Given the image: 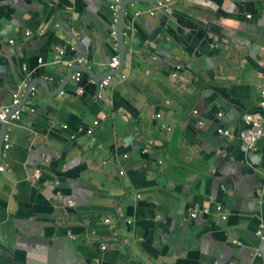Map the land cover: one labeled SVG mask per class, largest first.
I'll return each instance as SVG.
<instances>
[{
  "label": "crops",
  "instance_id": "0c3cea01",
  "mask_svg": "<svg viewBox=\"0 0 264 264\" xmlns=\"http://www.w3.org/2000/svg\"><path fill=\"white\" fill-rule=\"evenodd\" d=\"M111 1L0 0V105L23 80L48 83L6 123L0 264H264V137L248 154L238 137L264 102V0H174L154 16L163 0L132 2L123 66L98 95L66 62L109 70ZM209 196L227 220H189Z\"/></svg>",
  "mask_w": 264,
  "mask_h": 264
},
{
  "label": "built area",
  "instance_id": "2783aa9c",
  "mask_svg": "<svg viewBox=\"0 0 264 264\" xmlns=\"http://www.w3.org/2000/svg\"><path fill=\"white\" fill-rule=\"evenodd\" d=\"M120 3V0H112L109 3V9L113 12V19H112V23H111V28H110V36H111V40H112V44H114L115 40H116V35H115V28H116V24H117V18H116V14H117V9H118V5ZM174 10V0H163L159 3H157L155 5V7L151 10L148 11V14H150L151 16H154L157 12L159 11H164L167 12L168 14H171ZM248 19H251V17L249 16ZM29 33H25V36H28ZM13 41L9 40V43L11 44ZM63 51L62 50H58L55 55H54V62H59L61 57H62ZM83 59L80 58H76L73 60H68L66 62V64L68 66H72L73 63H77V62H81ZM38 61L40 62L41 59H38ZM118 64V56L117 55H112L110 57V59L108 60L107 66L108 69H114L117 67ZM177 70H180L181 67L177 66L176 68ZM178 75V73H174V77H176ZM111 75L107 74L104 78H102L99 81H95L93 80V83L96 84L97 89H98V95L100 93V91L109 83V79H110ZM71 78L74 80H79L80 78V71H75L72 75ZM29 85V81L23 80L20 82L19 84V88H26ZM31 90H34V86H31L30 88ZM20 93L19 92H15L12 94V100L9 104L7 105H0V122L4 121L5 118L7 117V115H9V121L14 122V121H18L21 117V113H22V109L20 107H16V105H18L19 101H20ZM263 96H264V92H263ZM260 106L264 107V102H260L259 104ZM194 114H198V111H194ZM219 117H222V114H218ZM156 117L160 118L161 115H157ZM243 123L245 125V129L242 130L239 133V139H241L247 149L249 150H254L256 148V145L258 143V141L264 136V126H263V120L259 115L256 114H250L247 113L243 116L242 118ZM98 121H95L94 123H97ZM88 133H90V130H87ZM218 133L219 135L228 138V139H232L233 138V133L230 129H225V128H219L218 129ZM2 148H1V156H5L8 149L11 146L10 143V138H9V133L8 132H4V135L2 137ZM144 152H147V150H145ZM5 170V166L0 164V172ZM123 171H121L122 173ZM210 203L215 204V211L218 214V216L223 220H227L228 215L226 214L223 206L221 204L215 203V199L211 198L210 199ZM198 216V209L195 208V210L190 212V217L192 219L196 218ZM105 221L108 223L109 220L105 219ZM256 235L258 236V238H260L261 240H264V221L260 222L257 231H256ZM236 243V242H235ZM107 248L106 244L102 245V249L105 250Z\"/></svg>",
  "mask_w": 264,
  "mask_h": 264
},
{
  "label": "water",
  "instance_id": "95a60500",
  "mask_svg": "<svg viewBox=\"0 0 264 264\" xmlns=\"http://www.w3.org/2000/svg\"><path fill=\"white\" fill-rule=\"evenodd\" d=\"M137 1H142V2H146V3H156L158 1H161V0H125L123 2H120L119 4V7L117 9V14H116V18H117V21L118 23L116 24V28H115V35H116V40L115 42H117V52H118V64H117V67L114 68V69H109L108 71L106 72H103L102 74H95L90 68L86 67L85 65H80V64H77V63H74L72 66L69 67V70L65 76V79L66 80H69L71 78V75L73 74L74 71H77V70H80V71H84V72H88L90 73L93 77H94V80L97 82L99 80H101L102 78H104L107 74H116V73H119L121 71V68L123 66V63H124V59H125V56H124V44L126 42V38H127V32L123 31V18H124V9L126 8L127 5L131 4L132 2H137ZM108 10L109 9V4H108ZM111 11V10H110ZM112 15H111V20H110V24L108 25V35H107V42H109V44H112V40H111V36H110V28H111V23H112V19H113V12L111 11ZM111 57V56H110ZM109 57V59H110ZM22 68H24V70L26 71V65H22ZM26 74H30L29 71H26ZM96 76H99L98 78ZM37 81V82H40L42 83L43 87H47L48 86V83H47V80L46 79H41V78H37V79H34L33 81H30L29 82V85L26 87V90H25V93L24 95L20 98V101L18 103V105H16V107H19L23 102L25 103V101L29 98L28 95L29 93H32L33 90H31V86H33V83ZM62 90V86H59L58 89H57V92H60ZM260 108V110L256 111L255 113H252V114H256V115H259L262 120H263V126H264V117H263V114H262V111L264 110V107L263 106H258ZM245 115V114H244ZM243 115V116H244ZM242 116V118H243ZM9 121V115H7V117L5 118L4 121L0 122L1 124V128H0V163H1V160H2V156H1V148H2V137L4 135V132H5V129H6V123ZM218 132V131H217ZM221 136V135H220ZM223 137V136H222ZM264 137V136H263ZM262 137V138H263ZM225 138V137H224ZM261 138V139H262ZM228 139V138H227ZM233 139V138H232ZM260 139V140H261ZM244 145L245 143L239 139ZM259 140V141H260ZM258 141V142H259ZM258 144V143H257ZM257 146V145H256ZM245 152L248 154V153H251L253 150H249L247 149L246 145H245ZM264 192V191H263ZM260 193H262L260 191ZM211 198H214L215 199V203H217V200L215 197H211L209 196L208 197V205L204 206L202 208V210H199L198 209V214L201 213V212H211L212 210V214L214 216H216V218H218V220L220 221H223L219 216L218 214L216 213L215 211V204H212L210 203V199ZM219 204V203H218ZM211 208V209H210ZM190 212H188V219L189 220H193L190 215H189ZM198 217V216H197ZM196 217V218H197ZM195 219V218H194ZM187 220V219H186ZM264 221V220H262ZM261 221V222H262ZM260 239V238H259ZM261 240V239H260ZM262 242H264V240H261ZM254 255V258L255 257H259V258H262L263 254L262 252L259 251H256L253 253Z\"/></svg>",
  "mask_w": 264,
  "mask_h": 264
}]
</instances>
